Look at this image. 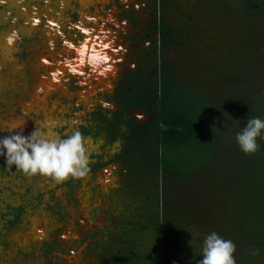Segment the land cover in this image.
I'll return each mask as SVG.
<instances>
[{
  "label": "rangeland",
  "instance_id": "374dc122",
  "mask_svg": "<svg viewBox=\"0 0 264 264\" xmlns=\"http://www.w3.org/2000/svg\"><path fill=\"white\" fill-rule=\"evenodd\" d=\"M178 1L179 22L193 33L187 43L194 42L200 56L206 61L203 63L206 68H202V77L184 76L183 80L193 88L197 89L199 86L203 100L217 102L219 105L218 164L214 172L208 165L203 175L193 178L192 202H196L195 208L199 209L198 203L215 193L214 200L221 206L214 210L207 209L204 218L208 221L213 215L218 221L226 211L222 204L228 173L225 151L230 142L229 133H233L230 131L236 126V120H229L232 115H236V111L231 112V115L226 114L229 102L225 94L233 85L237 87V78L244 67H254V63L238 60V55L244 53L247 46H250L247 55L250 59L264 58V28L252 26L238 29L234 22L235 14H227L225 8L238 10L239 0H217L214 5L210 1L205 4L196 0ZM148 3H153V0H0V7H6V10L0 9V22L4 27L7 26L4 34H12L19 28L23 36L14 43L7 42L5 49L1 51L5 71L0 74V85H3L0 100L5 105L4 109L12 115L16 108L19 109L18 114L23 117L16 120V124H23L25 135L39 125L40 121L37 122L33 114L39 118L41 112L43 120L66 121L60 127L65 134H69L74 127L91 122L93 102L98 100L96 96L103 93L109 84L104 80L116 78L117 72L126 66L135 67L137 57L134 47L138 46L135 36L142 32L140 25H147V15L143 8H147ZM155 4L154 2L153 7ZM131 12L137 18L136 26L127 19ZM43 16L45 20L41 21ZM20 20L22 23H19ZM56 23H59L58 29ZM41 24L50 39L47 36L40 40ZM88 27L96 31L93 42L98 43L99 36L107 34L111 48L118 49L115 52L109 49L112 57L110 63L115 70L108 71L103 78L95 80L83 70H70L72 67L78 69L81 65H66L64 71H69L67 75L73 78L62 80L60 74L53 71L55 65L46 64L56 61L52 51L56 47L54 43L61 40L60 47L68 49V52L73 39L83 34ZM176 51L169 47L164 49L165 58L176 59L180 53L174 54ZM155 52L157 53L156 49ZM152 58L151 56V61ZM161 61L168 65L167 60ZM38 86L44 89L49 87L51 92L59 91L64 101L58 103L55 99L49 100L36 92ZM261 102L263 99L258 102L261 108L257 106V111L264 108ZM257 140L260 147L255 154L259 157L264 155V139L258 137ZM116 145L104 144L102 140L94 147H89L86 143L91 170L85 177L74 179L77 183L68 186L63 183L70 178L55 183L39 174L28 176L15 171V165L7 168L9 175L0 172V216L2 212L6 213L8 204L23 206L22 228L19 231L21 236L17 233L16 236H9L12 240L9 247L0 243V264H101L95 252H91L90 244L98 243L99 251L103 253V246L109 245V236L117 234L116 226L121 221L120 218L129 219L131 210L119 198V179L115 175L117 166L114 163L106 164L116 153ZM95 163H101L102 166L94 168ZM178 201L181 202V198ZM49 207H52V216L45 213L49 218L46 219V229L42 230L36 216L42 209ZM27 226H31V231L39 237L36 245H31L33 241L25 237L23 230ZM24 254L29 255L30 261L23 259ZM20 255L23 256L22 259Z\"/></svg>",
  "mask_w": 264,
  "mask_h": 264
},
{
  "label": "trees",
  "instance_id": "16d2710c",
  "mask_svg": "<svg viewBox=\"0 0 264 264\" xmlns=\"http://www.w3.org/2000/svg\"><path fill=\"white\" fill-rule=\"evenodd\" d=\"M211 1L214 4L217 0ZM225 10L229 15L235 14L238 29L264 28V0H239L238 10ZM248 47L238 55V60L254 63V67H244L237 78V87L233 85L225 94L229 102L226 114L236 111L229 119L236 120V126L229 133L225 151L228 173L222 204L226 211L218 221L213 215L208 221L204 218L208 210L221 206L214 200L215 193L198 203L197 209L191 189L194 177L203 175L208 165L214 172L218 164L219 105L203 100L200 87L193 88L183 80L184 76L202 77L206 61L196 46L178 62L167 65L160 61L156 87L159 112L150 147L153 152L147 162L161 185L153 192V208L146 217L147 248L133 264H197L202 237L211 231L235 242L237 264H264V155L245 154L235 141V133L248 118L264 119V108L257 111L262 99L264 105V58L250 59ZM168 182L174 191L167 188ZM253 248L259 249L255 256L251 254Z\"/></svg>",
  "mask_w": 264,
  "mask_h": 264
},
{
  "label": "flooded vegetation",
  "instance_id": "af4514ba",
  "mask_svg": "<svg viewBox=\"0 0 264 264\" xmlns=\"http://www.w3.org/2000/svg\"><path fill=\"white\" fill-rule=\"evenodd\" d=\"M196 1L201 4L210 1L213 4L211 0ZM154 2L156 4L153 7ZM145 5L144 3L143 6ZM38 6L40 7L39 2ZM0 9L6 10V7L1 6ZM143 10L147 15L145 16L147 25H140L142 32L140 35L136 33L137 36H135L136 44H138V46L136 45L137 47H134L136 50L135 57H137L135 67L126 66V68L117 72L116 78L109 77L104 80L109 82V84L103 92L104 94L99 93L96 96L98 100L93 102L91 122L77 126L87 136L86 143L89 147H94L101 140L104 141V144H115L116 141H120L116 145L117 151L113 158L106 164L114 163L117 166L115 175L119 179V198L125 206H128L127 209L131 207V210L129 211V219L120 218L121 221L116 226L118 235L109 236V245L103 246V253L99 251L100 246L98 243L92 242L90 244L91 252L92 250L95 252L96 256L101 260V264H133L139 254L147 248L149 231L145 223L146 217L147 213L153 208V192L161 185L156 172L152 170L147 162L149 153L153 152L150 147L154 141L152 138L155 135V117L159 112V103L156 98V87L160 76L159 65L161 59L171 63L178 62L195 49L194 42L192 44L187 43V39L191 38L193 33L191 34L189 29L179 22L177 15L180 5L178 0H153V3H148L147 8L144 7ZM44 18L45 16L41 18V21H44ZM127 19L132 25L136 26L138 24L136 22L137 18L132 12L129 13ZM19 23H22V21L20 20ZM6 27L0 22V74L5 71L3 70V54L1 51L5 49L6 43H14L23 38L22 30L19 28L12 34H4ZM42 27L43 25L41 24L40 40H44L47 36L50 39L49 34L43 31ZM56 28H59V23H56ZM149 32L155 33L149 34ZM95 36L96 31L88 27L83 34L73 39L68 52H66L68 49L63 50L60 47L61 40H58L59 42L55 41L56 44L54 43V46L56 47H53L52 51H54L56 61H50V64L48 62L46 64L48 66L55 65L53 71L58 72L62 80L64 78H73V76L67 75L69 71H64L66 65H77L73 46L84 38H88L90 42H93ZM10 37L11 39H9ZM35 38H37V35ZM168 47L177 50L174 54L180 52L176 59L174 57L165 58L164 49ZM151 56L155 58V61L153 58L151 61ZM70 61L73 63H70ZM78 70H83L95 80L104 77L103 75L90 73L86 66H80L76 71ZM74 80L77 81L75 78ZM1 90H3V85H0ZM48 90H50L49 87L45 89L36 88L37 93L49 98V100L55 99L58 103L64 101L63 97H60L59 91L48 92ZM4 106L3 101L0 100V130H3L0 131V134L6 136L13 134L7 131L9 126L16 124V120L21 119L23 116L18 114L19 109L17 108L14 115L8 113ZM33 115L37 122L38 120L44 121L42 112L39 113V118H37L36 114ZM121 124L126 125V131H121ZM19 130L17 128L13 131ZM57 131L65 134L60 127H58ZM100 166H102L101 163H95L93 167L97 168ZM7 168L5 158L1 156V174L9 175L10 172ZM49 181H51L50 178ZM75 183L77 182H74V179L70 177L63 185L68 186ZM166 184L169 190L173 189L174 191L170 182ZM72 197H74L73 192ZM5 210L6 213L2 212L0 216V243L5 247H9V244L12 243L9 236H16V233L20 235L23 206L8 204ZM45 213H48L49 217L50 215L52 216V207L42 209L36 216L42 230L46 229V219L49 218ZM71 230L75 231L73 228ZM23 232L26 233L25 237L29 241H33L31 245H36L39 242V237L34 231H31V226H27ZM23 256H21V259L22 257L25 260L29 259L28 254Z\"/></svg>",
  "mask_w": 264,
  "mask_h": 264
},
{
  "label": "clouds",
  "instance_id": "9594fccd",
  "mask_svg": "<svg viewBox=\"0 0 264 264\" xmlns=\"http://www.w3.org/2000/svg\"><path fill=\"white\" fill-rule=\"evenodd\" d=\"M73 47L76 54L75 63L86 66L90 73L104 75L115 70L114 65L110 63L112 57L109 49L112 52L118 49L111 48L107 34H101L98 43L84 38ZM76 70V67H72V71ZM66 123L57 120L40 121L28 135L24 134L21 127L23 124H11L7 131L13 134L0 137V156L5 158V165L9 169L15 165V171L28 176L39 174L55 183L70 177H85L91 170V160L85 143L88 138L78 127L72 128L66 135L57 131L58 127ZM120 127L122 132L126 131V125L121 124ZM17 128L20 130L13 131ZM258 137L264 139V119L259 116L248 118L244 126L235 133V141L245 154L255 153L259 149ZM119 143V140L116 141V144ZM199 249L200 259L197 264H237L234 255L235 242L216 231L203 235ZM258 253L259 249H251L252 255Z\"/></svg>",
  "mask_w": 264,
  "mask_h": 264
},
{
  "label": "bare ground",
  "instance_id": "6f19581e",
  "mask_svg": "<svg viewBox=\"0 0 264 264\" xmlns=\"http://www.w3.org/2000/svg\"><path fill=\"white\" fill-rule=\"evenodd\" d=\"M52 27V26H51ZM53 28V27H52ZM10 36V35H9ZM17 36V35H16ZM13 37V35H12ZM17 38V37H16ZM3 45V44H2ZM4 62V61H3ZM50 63V62H49ZM72 71V69H70ZM49 86V85H48ZM39 87V86H38ZM33 90V89H32ZM52 90V89H51ZM50 91V90H49ZM45 92V91H44ZM41 97V96H40ZM30 103V102H29ZM22 127V126H21Z\"/></svg>",
  "mask_w": 264,
  "mask_h": 264
}]
</instances>
